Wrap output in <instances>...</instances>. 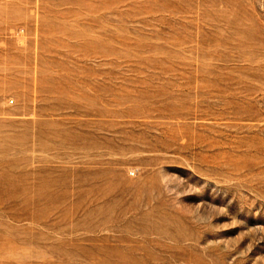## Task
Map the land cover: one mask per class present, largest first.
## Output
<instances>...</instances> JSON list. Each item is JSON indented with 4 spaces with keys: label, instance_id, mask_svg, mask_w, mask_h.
I'll list each match as a JSON object with an SVG mask.
<instances>
[{
    "label": "rangeland",
    "instance_id": "1",
    "mask_svg": "<svg viewBox=\"0 0 264 264\" xmlns=\"http://www.w3.org/2000/svg\"><path fill=\"white\" fill-rule=\"evenodd\" d=\"M0 264H264V0H0Z\"/></svg>",
    "mask_w": 264,
    "mask_h": 264
}]
</instances>
